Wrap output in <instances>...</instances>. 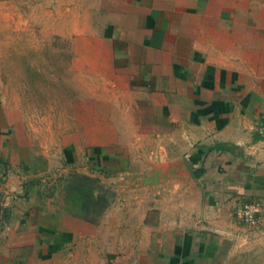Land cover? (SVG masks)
<instances>
[{"label": "crops", "instance_id": "obj_1", "mask_svg": "<svg viewBox=\"0 0 264 264\" xmlns=\"http://www.w3.org/2000/svg\"><path fill=\"white\" fill-rule=\"evenodd\" d=\"M85 2L52 23L92 109L62 152L35 149L0 59V264H264V0ZM76 173L111 193L96 219L67 206Z\"/></svg>", "mask_w": 264, "mask_h": 264}, {"label": "rangeland", "instance_id": "obj_2", "mask_svg": "<svg viewBox=\"0 0 264 264\" xmlns=\"http://www.w3.org/2000/svg\"><path fill=\"white\" fill-rule=\"evenodd\" d=\"M61 1V10L66 16L71 7L83 13L86 6V0ZM57 2L0 0V59L4 68L1 75L4 95L23 107L28 116L27 135L29 133L35 149L45 153L58 149L59 153L62 152L71 140L70 135L73 138L80 135L84 114H92L91 108L79 106L84 95L79 89L84 79L67 74L68 46L59 45L61 36L53 30ZM49 157L51 155L45 157L46 161ZM70 175L61 177L65 181L63 191L68 208L96 219L106 207L110 191L99 190L101 185L97 181L84 182ZM104 192L107 195L98 200ZM246 256L244 251L238 252L235 264H247ZM224 258L228 259V256L222 257V260ZM94 263L103 264L99 260Z\"/></svg>", "mask_w": 264, "mask_h": 264}, {"label": "built area", "instance_id": "obj_3", "mask_svg": "<svg viewBox=\"0 0 264 264\" xmlns=\"http://www.w3.org/2000/svg\"><path fill=\"white\" fill-rule=\"evenodd\" d=\"M236 217L250 227H258L262 222L263 205L253 200L246 201L235 210Z\"/></svg>", "mask_w": 264, "mask_h": 264}, {"label": "trees", "instance_id": "obj_4", "mask_svg": "<svg viewBox=\"0 0 264 264\" xmlns=\"http://www.w3.org/2000/svg\"><path fill=\"white\" fill-rule=\"evenodd\" d=\"M73 177H75L76 179H78V180H81V181H84V182H96V180L95 179H92V178H90L89 176H86V175H81V174H78V173H76V174H74V175H72ZM78 176V177H77ZM94 191V190H93ZM107 194H106V192H104L103 193V195H101L100 197H98V200L99 199H102L103 197H105ZM103 196V197H102ZM107 204H108V202H107ZM107 204H106V206H107ZM85 216V215H84Z\"/></svg>", "mask_w": 264, "mask_h": 264}]
</instances>
